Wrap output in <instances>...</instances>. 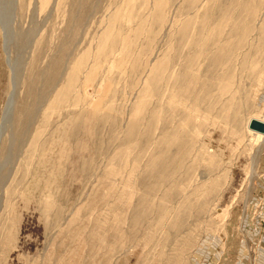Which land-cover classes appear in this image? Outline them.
Wrapping results in <instances>:
<instances>
[{
    "label": "rangeland",
    "instance_id": "rangeland-1",
    "mask_svg": "<svg viewBox=\"0 0 264 264\" xmlns=\"http://www.w3.org/2000/svg\"><path fill=\"white\" fill-rule=\"evenodd\" d=\"M253 118L264 0H0V264H234Z\"/></svg>",
    "mask_w": 264,
    "mask_h": 264
},
{
    "label": "crops",
    "instance_id": "crops-1",
    "mask_svg": "<svg viewBox=\"0 0 264 264\" xmlns=\"http://www.w3.org/2000/svg\"><path fill=\"white\" fill-rule=\"evenodd\" d=\"M257 189L264 193V169ZM252 206V212L242 221L236 248L238 259L234 264H264V196L255 198Z\"/></svg>",
    "mask_w": 264,
    "mask_h": 264
},
{
    "label": "water",
    "instance_id": "water-1",
    "mask_svg": "<svg viewBox=\"0 0 264 264\" xmlns=\"http://www.w3.org/2000/svg\"><path fill=\"white\" fill-rule=\"evenodd\" d=\"M248 128L254 132L264 134V122L252 119L249 123Z\"/></svg>",
    "mask_w": 264,
    "mask_h": 264
},
{
    "label": "bare ground",
    "instance_id": "bare-ground-1",
    "mask_svg": "<svg viewBox=\"0 0 264 264\" xmlns=\"http://www.w3.org/2000/svg\"><path fill=\"white\" fill-rule=\"evenodd\" d=\"M12 103H13V101L9 98V100L7 101V103H6V105H5V107H4V119L6 118V116H7V114H8V112H9V110L11 111V108H12ZM253 119H255V118H253ZM252 119H250L249 120V122H248V126H249V123H250V121H251ZM256 120H258V119H256ZM259 121H262V120H259ZM262 122H264V121H262ZM247 126V127H248ZM249 129V128H248ZM250 130V129H249ZM252 131V130H251ZM254 132V131H253ZM255 133H257V132H255ZM260 134V133H259ZM262 135H264V134H262Z\"/></svg>",
    "mask_w": 264,
    "mask_h": 264
}]
</instances>
